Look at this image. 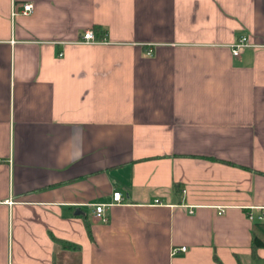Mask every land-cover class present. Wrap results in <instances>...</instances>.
<instances>
[{"label": "crops", "instance_id": "obj_1", "mask_svg": "<svg viewBox=\"0 0 264 264\" xmlns=\"http://www.w3.org/2000/svg\"><path fill=\"white\" fill-rule=\"evenodd\" d=\"M262 206L264 0H0V264H264Z\"/></svg>", "mask_w": 264, "mask_h": 264}, {"label": "built area", "instance_id": "obj_2", "mask_svg": "<svg viewBox=\"0 0 264 264\" xmlns=\"http://www.w3.org/2000/svg\"><path fill=\"white\" fill-rule=\"evenodd\" d=\"M34 4L33 3H25L22 5L21 9L14 12V16L18 14L30 15L34 12ZM83 41L88 44H96L103 42L98 40L94 31L89 30L86 31L83 35ZM248 47H250L249 41L246 37H241L233 46H232V54L234 57H239ZM151 53H149L150 55ZM185 192V191H184ZM124 204V197L120 191H115L112 195V202L108 204H94V217L102 222L108 223V215L106 213V209L108 207H112L114 205ZM247 218L249 221L253 223H264V206L262 207H250L247 209ZM189 212L192 214L194 209L191 207ZM222 213V212H221ZM181 251H186V248L183 247ZM176 253V250H175Z\"/></svg>", "mask_w": 264, "mask_h": 264}, {"label": "trees", "instance_id": "obj_3", "mask_svg": "<svg viewBox=\"0 0 264 264\" xmlns=\"http://www.w3.org/2000/svg\"><path fill=\"white\" fill-rule=\"evenodd\" d=\"M94 33L99 38H104L105 33L102 31L100 27H95ZM91 234V232L89 231ZM61 246L64 249H74L76 248L75 245L61 242ZM260 248H264V223H254L253 227V241H252V249H253V256L256 257V251ZM215 258H217L215 256Z\"/></svg>", "mask_w": 264, "mask_h": 264}]
</instances>
